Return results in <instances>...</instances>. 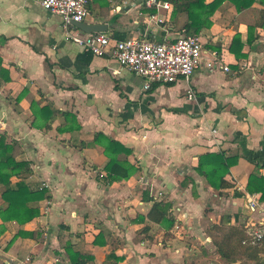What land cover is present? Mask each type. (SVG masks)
I'll return each mask as SVG.
<instances>
[{"label": "crops", "instance_id": "0c3cea01", "mask_svg": "<svg viewBox=\"0 0 264 264\" xmlns=\"http://www.w3.org/2000/svg\"><path fill=\"white\" fill-rule=\"evenodd\" d=\"M146 1L123 0L119 11L91 2L83 23L106 25L110 37L158 42L182 36L184 16L150 13ZM253 16L223 0L211 27L197 36L203 60L190 81L144 91L142 79L115 61L66 41L59 16L33 0H0V136L19 146L16 162L29 163L25 182L50 197L39 203L40 216L24 225L0 219V264H71L66 247L91 256L87 264L107 263L111 253L118 264H250L246 257L226 263L213 241L229 227L248 233L264 222L261 194L247 193L251 174L264 177V30L257 28L256 42L247 45ZM236 35L243 58L229 50ZM188 88L194 100H187ZM65 114L79 130H60L69 127ZM97 133L131 150L127 161L140 170L129 180L102 181L107 158L93 143ZM210 153L238 156L227 177L233 188L215 192L194 171L199 157ZM144 190L172 203L170 231L147 220L152 203L142 202ZM251 196L255 212L246 208ZM99 233L103 245L93 244ZM262 242L257 264H264Z\"/></svg>", "mask_w": 264, "mask_h": 264}, {"label": "trees", "instance_id": "16d2710c", "mask_svg": "<svg viewBox=\"0 0 264 264\" xmlns=\"http://www.w3.org/2000/svg\"><path fill=\"white\" fill-rule=\"evenodd\" d=\"M156 3L169 4L171 19L178 15H182L185 18L184 23L180 27L182 35L198 36L202 29H209L212 25L210 20L214 12L223 0H214L210 4H205V0H155ZM232 2L237 12H243L248 10L253 14L251 22L247 25V45L254 44L255 37L254 32L257 28L264 30V9H252V5L258 2L260 5H264V0H229ZM150 13H156V5H153L148 9ZM111 39L121 41L125 40V35L114 34ZM159 40L158 42H161ZM243 45L240 43V38L236 35L229 48L230 52L235 55L236 58H243L245 55L241 53ZM219 50V49H217ZM156 84V83H155ZM154 85V84H153ZM63 124H69V127L64 126L61 131L73 132V130H79V126L76 123V119L71 115H64ZM74 121V129L71 126ZM71 126V127H70ZM50 128V125H46V129ZM93 143L103 148V154L107 158L106 164L103 167V175H101L102 181L106 185H110L116 182H122L129 180L140 169L135 167L129 161L127 157L131 154V150L123 146L117 141L110 139L109 137L97 133L94 135ZM19 154V146L16 142L6 143V138L0 136V185L3 186V192L1 194L4 205L0 207V219L3 222L15 221L19 225H24L35 218L40 216L39 203L50 197L48 192L44 188H33L25 182V179L31 174V170L28 162H16L15 158ZM247 159V157H244ZM238 156L224 157L222 153H210L199 157L198 165L194 171L205 178L208 186L215 192L231 189L234 184L230 182L227 177L229 175V169L237 163ZM12 177H16L18 181L11 184ZM190 181V179H189ZM186 182L181 184V187H185ZM260 193L261 199L264 200V177L257 174H251L247 183V193ZM142 202L152 203L146 218L152 224L162 226L166 232L170 231L176 224V219L171 213L172 203L168 201H156L150 196L149 190L142 191ZM216 228L213 226L212 229ZM218 229V228H216ZM148 227H144L142 232L148 231ZM20 233V232H19ZM23 234V233H21ZM169 233L165 235L168 236ZM33 237L32 233H27ZM102 234L99 233L93 244H101L98 238H102ZM263 239L260 242H254L243 227L232 226L227 228L226 231H222V235L219 239L214 240L216 252L226 263H235L241 261L243 258H247L250 264H257L256 256L258 255L259 246L262 244ZM65 255L69 259L71 264H87L93 260L91 256L81 254L79 252H73L70 247L65 248ZM112 261V262H111ZM120 259L115 257L113 253L108 255L107 263L104 264H118ZM260 264V263H258Z\"/></svg>", "mask_w": 264, "mask_h": 264}, {"label": "built area", "instance_id": "2783aa9c", "mask_svg": "<svg viewBox=\"0 0 264 264\" xmlns=\"http://www.w3.org/2000/svg\"><path fill=\"white\" fill-rule=\"evenodd\" d=\"M46 12L57 15L61 19V28L66 41L79 46L84 52L93 57H105L115 61L121 69L128 71L142 79L143 90L147 91L155 83L171 84L182 80L188 83L194 71L203 60V48L199 37L182 35L176 39H164L161 42L151 41L139 36H132L125 40L111 39L106 33L85 34L73 23H82L89 16V4L94 1L108 2L119 11L120 2L123 0H33ZM156 5L157 11L168 10V3H156L155 0H147L145 7ZM154 18V17H153ZM207 64L208 69L216 66V55ZM223 71L226 67L220 66ZM187 100H194L195 93L191 88L186 92ZM255 197H247L246 208L255 212L257 203ZM254 242H260L264 238V222L256 230L248 232Z\"/></svg>", "mask_w": 264, "mask_h": 264}, {"label": "water", "instance_id": "95a60500", "mask_svg": "<svg viewBox=\"0 0 264 264\" xmlns=\"http://www.w3.org/2000/svg\"><path fill=\"white\" fill-rule=\"evenodd\" d=\"M73 26L82 31L85 34H92V33H106L107 26L106 25H88L85 23H73Z\"/></svg>", "mask_w": 264, "mask_h": 264}]
</instances>
